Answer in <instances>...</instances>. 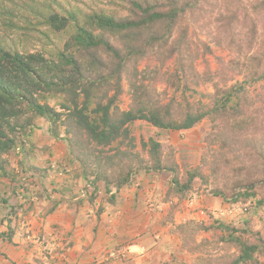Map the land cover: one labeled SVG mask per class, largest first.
I'll return each instance as SVG.
<instances>
[{"label":"trees","instance_id":"obj_1","mask_svg":"<svg viewBox=\"0 0 264 264\" xmlns=\"http://www.w3.org/2000/svg\"><path fill=\"white\" fill-rule=\"evenodd\" d=\"M120 3L113 12L93 10L82 23L71 14L76 32L54 57L41 52L22 53L0 44V174L7 171L2 165L6 159L3 154L18 150L23 155L20 162L26 159V163H32L29 168L48 179V174L33 163L35 144L30 142L24 149L25 136L34 120L43 117L54 136L63 126L65 133L60 138L71 162H79L78 174L95 189L97 181L104 182L107 192L111 185L119 188L138 170L166 171L171 179L165 199L174 195L182 198L193 188L194 179L202 175L200 168L188 170L185 182H181L173 151L166 154V145L151 136L147 141L140 139L141 150L147 153V158L141 157L134 151V123L140 120L159 130L188 129L209 118L214 129L207 139L217 140L222 148L212 172L216 177H226L213 194L223 199L230 196L234 203L251 200L263 208L264 126L255 127L244 116L246 109L255 111L259 101L264 103V93L252 97L253 93L246 91L247 85L264 79V0ZM68 17L53 13L46 23L58 29ZM257 26H261V37L256 33ZM198 31H204L215 46L232 49L236 58L225 61L224 57H215L216 67L211 71L205 57L211 47L198 38ZM110 35H114V41ZM74 48L77 52H72ZM199 57L205 62L203 73L195 65ZM169 62L175 64L173 69H169ZM141 63L166 68L162 72L149 69L145 76L144 66L133 67L127 76V64ZM137 74L149 83L137 82ZM237 74H241L240 80L235 78ZM122 79L129 85L126 108L120 105ZM211 79H215L213 92L198 90ZM156 84L172 88L167 101L159 102L166 88L160 92ZM196 93L206 100L192 102L190 98ZM54 96L61 98L59 109L47 101ZM214 156L218 158L217 152ZM15 189L11 187V191ZM211 227L219 230L217 242L221 245L216 248L221 252L204 260L205 264H264V237L259 230L247 222L238 226L218 221ZM176 229L182 230L180 226Z\"/></svg>","mask_w":264,"mask_h":264},{"label":"rangeland","instance_id":"obj_2","mask_svg":"<svg viewBox=\"0 0 264 264\" xmlns=\"http://www.w3.org/2000/svg\"><path fill=\"white\" fill-rule=\"evenodd\" d=\"M120 1L121 0H0V44L7 49L16 50L22 53L41 52L45 57H54L58 51L62 50L63 47L65 48L66 42H71L72 36L76 32V23L74 24L71 14L74 16L76 15L78 22L82 23L85 21V17L90 15L93 10H103L107 13L113 12L117 9V6L120 7ZM53 13L62 17H70L66 19L63 26L56 29L46 23L47 17H51ZM182 25H184L183 22ZM255 29L257 35L261 37V26H257ZM189 31H191L190 28ZM196 33L199 34L198 38L200 40L207 42L211 47V53L205 55L207 59L204 58L207 60L206 62L209 64L208 68L211 69V71L216 67L215 57H224L223 59L225 61L236 58L235 52L232 49L227 50L215 46L209 40V37L204 31H198ZM113 38H115L114 35H110V39L114 41ZM68 48L70 50L71 45L68 44ZM72 52L77 51L74 48ZM77 56H79V53H77ZM108 59L109 57L107 60ZM240 60L242 62L245 61L242 56H240ZM146 65L147 63L136 65L127 64L125 66V72L128 76V74H132L133 67L142 69L144 66L143 74L147 76L148 73L146 71L149 69H159V71L162 72L166 68L164 65H162L161 68L146 67ZM167 65L169 69H173L175 64L169 62ZM195 65L198 72L203 73V71L206 70L205 62L202 57H199L196 60ZM235 78L240 80L241 74H237ZM136 79L137 82L142 81L144 84L149 83L147 78H142L139 74L136 75ZM214 80L215 79H211L210 81H207L199 86L198 90L201 92H213L214 87L212 82ZM229 84L230 81L227 82V86ZM121 87L123 88V91L119 95L121 98L120 105L122 108H126L129 102V85L124 79L121 80ZM163 88H166V94L163 95L161 93L159 98L160 103L167 101L169 95L173 91L172 88L165 87L164 84H156V89L158 91L162 92ZM113 91L114 90H111L109 93L112 94ZM246 91H248L249 94L253 93L252 97L256 96V94L261 95L264 93V79L247 85ZM197 99L198 101L199 99L203 101L205 98L200 97L198 93H196L193 98H190L192 102H195ZM47 101L50 105H55L57 109H59V102L61 101L60 97L54 96L48 98ZM257 104L258 106L255 108V111L251 107L246 109L244 117L248 116L246 118L247 123H252L255 127H261L264 126V103L259 101ZM250 116H256L257 119L251 118ZM134 125L133 135L136 140L134 151L139 152L141 157L147 158V153L141 150L140 139L142 138L147 141L151 136L166 145L163 150L166 154L168 153V150L173 151V157L180 169L179 180L181 182H185V176H187L188 170L196 171V168L199 167V172L202 173V175L199 174V177L194 179L193 188L185 193L183 192L184 194L182 193V198H178L177 195L172 196L173 198L170 200L164 199L165 197L163 198L165 202L170 201L172 203L171 209H173L169 214L170 216L172 214V217L165 218V221H168L165 223H172L167 233L172 235V237H174V243L179 245L177 251H180V254H182L181 258L183 259L182 262L176 260L173 264H205L204 260H208L209 257L211 258L219 254L221 251L216 248V245H221V242H217L219 230L214 227L209 228L210 225L218 221L236 224L238 226H244V223L247 222L253 229L259 230L264 237V207L260 208L251 200L243 202L238 199L239 202L236 201L234 203L230 199V196L223 199L220 196L213 195V191L223 185V182L226 181V177H216L212 172L214 164L219 160L222 148L219 147L217 140L214 141V139H212L211 141H208L207 139L209 132L214 129L213 123L209 118L201 119L193 127L188 129L159 130L158 128L140 120H136ZM48 127L49 123L45 118H36L30 131H28L25 136L27 141L24 145V149H27L30 146V142L38 144H35L37 149L35 152L36 159L34 164L36 166L39 165L38 169L41 168V172H44V170H47L50 167L48 159L46 158L48 156V148L43 146H49V143H51L55 152L57 151L58 153H61L60 150L63 149L65 144L59 146L62 141L60 135L64 136L65 133L63 126L60 125L58 127V136H54ZM216 152L218 158L214 156ZM3 156L6 159L2 162V165L7 171L5 174H0V218H5L6 214H13L15 211L14 207L19 206L18 203L14 201V198L30 200V197H45L44 192L48 190V187L47 189L43 187L45 185L44 183L52 180V172H50V170H48L50 174L46 172V174H48V179H45L36 173L37 170L28 167L32 163H26V159L23 162H20V158L23 157V155H20L17 150L13 154H3ZM49 156L50 158L53 157H51V155ZM73 163L76 164V167L72 165L69 172H81L79 162L76 160ZM61 172L65 174L64 171ZM163 172L164 173H161V176L163 177L162 181H169L171 179V173L166 171ZM57 178L58 176L54 177L53 180ZM90 178H92V175ZM28 182H32L33 184L29 186L27 185ZM37 183L40 186H37ZM165 184H167L166 187H168V183ZM12 186L16 188L14 191H11ZM23 186H25V190L23 189ZM86 189L84 191H86ZM13 192H15V195H13ZM163 193L166 194V190ZM201 194L211 196V200L213 199L211 204L214 203L217 206H214V204L208 208L202 207L203 205L197 207L191 206L193 208H191L192 212H197L201 209L204 210V212H198L199 214L195 215L196 217H194V219H186L187 216H181L180 219L179 215H177V218L173 219L174 209L179 210L180 212L182 207L187 208L185 202L191 200L194 195L201 200ZM93 197H96V194L90 198L93 199ZM200 204H204V202L202 201ZM34 205L35 204H32L31 207H28V211L36 212L37 207ZM33 206L34 208L32 209ZM175 221L177 223H175ZM176 226H180L182 230L177 232ZM1 228L2 226L0 224V229ZM156 236L157 240L159 239L158 237L160 234L158 236L156 233ZM53 244L55 243H49L45 246L41 244V247L38 249V256L35 257V264H47L46 259L50 253H52V255L55 254L53 256H56V253L53 251L62 248L63 244H55L54 246ZM180 254L177 252V257L180 256ZM117 259L124 261L130 259V255L128 257H120ZM114 260L116 259H111L109 261L103 260L102 264Z\"/></svg>","mask_w":264,"mask_h":264},{"label":"crops","instance_id":"obj_3","mask_svg":"<svg viewBox=\"0 0 264 264\" xmlns=\"http://www.w3.org/2000/svg\"><path fill=\"white\" fill-rule=\"evenodd\" d=\"M63 144L61 141L59 146ZM43 147L48 148L46 158L52 180L44 183L45 188L48 187L45 197L14 198L19 205L14 209L19 208L9 215L13 231L8 227L4 230L6 220L0 218V264H35L41 244L49 243L63 245L53 251L56 256L47 252V264H95L104 250L120 245L128 248L130 259L103 264H173L176 260L183 261L182 254L177 251L179 245L167 233L172 223H165L168 222L165 218L172 216L169 215L172 203L163 200L167 184L166 180L162 181L160 173L139 170L128 183L119 188L111 185L107 192L104 182L97 181L95 189L94 184L78 173L69 172L76 164L71 162L65 144L61 153L55 152L51 143ZM53 176L58 178L53 180ZM86 188L88 193L93 189L96 197L83 196ZM200 198L204 204H200L202 201L194 195L185 202L187 208L174 211L173 219L177 215L180 219L181 216L194 219L202 210L192 212V207L203 205L208 208L214 204H211V196L201 194ZM32 204L37 207L36 212L28 211ZM156 233L161 236L157 240Z\"/></svg>","mask_w":264,"mask_h":264},{"label":"clouds","instance_id":"obj_4","mask_svg":"<svg viewBox=\"0 0 264 264\" xmlns=\"http://www.w3.org/2000/svg\"><path fill=\"white\" fill-rule=\"evenodd\" d=\"M48 129H49V127H48ZM171 130H175V129H171ZM18 151V150H17ZM69 158H70V156H69ZM137 172V171H136ZM164 173V172H163ZM166 183H168L167 181H166ZM90 193H88V190L86 189V191H83V196H87V197H92V195H90V194H92L93 193V189H91L90 191H89ZM94 194V193H93ZM14 195V194H13ZM46 195V194H45ZM214 195V194H213ZM165 197V196H164ZM165 199V198H164ZM239 202V201H238ZM169 203H170V201H169ZM18 208H16V210H17ZM171 209V208H170ZM16 210L14 211V213L16 212ZM171 210H173V209H171ZM202 210V209H201ZM174 211H175V209H174ZM204 212V210H202L201 211V213H203ZM13 213V214H14ZM9 215L10 214H6L5 215V218H2L3 220H6V224H5V228H9L11 231H13L14 230V228L13 227H11L10 228V223H11V220H12V218L11 217H9ZM172 217V216H171ZM4 230H6V229H4ZM156 238H157V236H156ZM121 251V253L120 254H116V252L117 251ZM142 251H143V249H142ZM124 258V257H128V248H126V247H124V246H118V247H116V248H114V249H112V250H104V252L102 253V256H100V258H98V259H96V261H95V264H102V262H103V260H107V261H109V260H111V259H117V258Z\"/></svg>","mask_w":264,"mask_h":264},{"label":"built area","instance_id":"obj_5","mask_svg":"<svg viewBox=\"0 0 264 264\" xmlns=\"http://www.w3.org/2000/svg\"><path fill=\"white\" fill-rule=\"evenodd\" d=\"M120 253H121V251H120V250L116 252V254H120Z\"/></svg>","mask_w":264,"mask_h":264}]
</instances>
